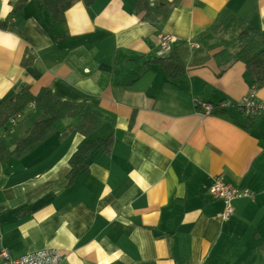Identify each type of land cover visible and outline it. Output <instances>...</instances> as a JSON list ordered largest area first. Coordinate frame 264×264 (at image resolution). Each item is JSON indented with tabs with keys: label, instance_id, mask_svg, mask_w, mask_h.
<instances>
[{
	"label": "crops",
	"instance_id": "crops-1",
	"mask_svg": "<svg viewBox=\"0 0 264 264\" xmlns=\"http://www.w3.org/2000/svg\"><path fill=\"white\" fill-rule=\"evenodd\" d=\"M150 3L147 15L135 0L78 1L61 21L35 0H0V102L50 90L100 118L88 135L79 117L60 119L30 143L34 123L48 119L30 104L0 130V253L54 249L60 264H264V113L240 110L253 89L264 103V86L242 61L221 73L223 47L197 43L225 13L264 42V0ZM165 36L171 50L161 56ZM197 103L226 107L205 115ZM217 180L253 193L234 201L229 219L210 192Z\"/></svg>",
	"mask_w": 264,
	"mask_h": 264
},
{
	"label": "trees",
	"instance_id": "trees-1",
	"mask_svg": "<svg viewBox=\"0 0 264 264\" xmlns=\"http://www.w3.org/2000/svg\"><path fill=\"white\" fill-rule=\"evenodd\" d=\"M41 9L47 8L53 12L54 18L64 21L66 12L78 1H83L87 6L96 0H35ZM138 10L147 11V15L153 9L150 0H135ZM231 15V14H230ZM225 13L224 22L216 21L198 39L202 51H212L219 47L223 50L215 54V59L221 68V73L236 61L246 64L248 73L253 76L254 83L259 89L264 86V42L260 31L234 17L228 19ZM164 17H167L164 16ZM30 104L34 105L43 114L48 116L47 120L34 123L30 135L27 138L30 143H38L47 137L55 128V123L64 118H80L77 129L80 133L88 135L99 127V113L94 111L88 104H71L56 98L50 90H42L34 96L23 92L6 101L0 102V130L8 129V124L15 122L19 114H23ZM23 141V140H21ZM85 163V149L77 152L71 160V176L81 170Z\"/></svg>",
	"mask_w": 264,
	"mask_h": 264
},
{
	"label": "built area",
	"instance_id": "built-area-1",
	"mask_svg": "<svg viewBox=\"0 0 264 264\" xmlns=\"http://www.w3.org/2000/svg\"><path fill=\"white\" fill-rule=\"evenodd\" d=\"M171 41V37L165 36L162 38V49L160 51L161 56L165 55L171 50ZM196 105H198V108L205 115H210L217 108L219 109L226 107L225 104H221V106H214L209 103H197ZM240 110L248 117L260 114L262 115L264 113V103L258 99L256 89H253V91L247 97H245L243 104L240 106ZM210 192L214 198L224 202V219H229L233 215V203L235 200L241 197H253V193L251 191H242L232 185L226 184L222 180H217L211 187ZM62 260L63 255L54 249L37 251L19 258H13L7 250H3L0 253L1 264H60Z\"/></svg>",
	"mask_w": 264,
	"mask_h": 264
},
{
	"label": "rangeland",
	"instance_id": "rangeland-1",
	"mask_svg": "<svg viewBox=\"0 0 264 264\" xmlns=\"http://www.w3.org/2000/svg\"><path fill=\"white\" fill-rule=\"evenodd\" d=\"M30 121V119H28ZM20 124V123H19Z\"/></svg>",
	"mask_w": 264,
	"mask_h": 264
}]
</instances>
